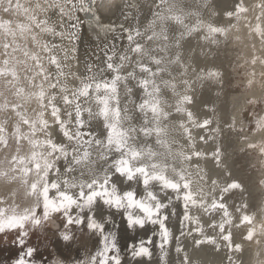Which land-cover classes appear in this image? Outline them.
I'll return each instance as SVG.
<instances>
[{
    "label": "clouds",
    "instance_id": "1",
    "mask_svg": "<svg viewBox=\"0 0 264 264\" xmlns=\"http://www.w3.org/2000/svg\"><path fill=\"white\" fill-rule=\"evenodd\" d=\"M0 264H264V0H0Z\"/></svg>",
    "mask_w": 264,
    "mask_h": 264
}]
</instances>
